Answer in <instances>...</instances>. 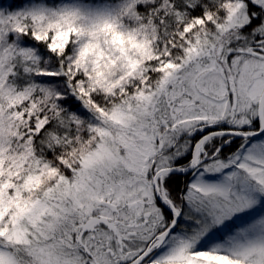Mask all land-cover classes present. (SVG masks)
Here are the masks:
<instances>
[{"label":"snow or ice","instance_id":"6c2138e0","mask_svg":"<svg viewBox=\"0 0 264 264\" xmlns=\"http://www.w3.org/2000/svg\"><path fill=\"white\" fill-rule=\"evenodd\" d=\"M0 264H264V0H0Z\"/></svg>","mask_w":264,"mask_h":264}]
</instances>
